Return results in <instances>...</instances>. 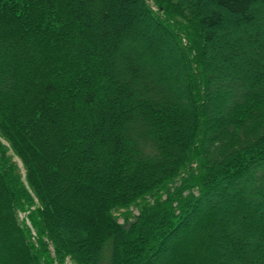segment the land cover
<instances>
[{
    "label": "trees",
    "instance_id": "trees-1",
    "mask_svg": "<svg viewBox=\"0 0 264 264\" xmlns=\"http://www.w3.org/2000/svg\"><path fill=\"white\" fill-rule=\"evenodd\" d=\"M66 257L264 264V0H0V264Z\"/></svg>",
    "mask_w": 264,
    "mask_h": 264
},
{
    "label": "rangeland",
    "instance_id": "rangeland-1",
    "mask_svg": "<svg viewBox=\"0 0 264 264\" xmlns=\"http://www.w3.org/2000/svg\"><path fill=\"white\" fill-rule=\"evenodd\" d=\"M2 141V143L3 144H5L6 145V142L5 141H3V140H1ZM10 153H11V151H10ZM12 154V153H11ZM13 155V154H12ZM14 160L15 161H17L18 163V167L20 168V161H18L17 160V158L16 157H14ZM20 171H21V174L23 175V168L21 167V169H20ZM135 214V213H134ZM24 217H25V215H24V213H19V219L20 220H23L24 219ZM121 221V220H120ZM120 223H123L122 221L120 222ZM29 224V223H28ZM30 225V224H29ZM249 245V246H248ZM255 244H251V243H247V248H249V249H251L252 248V246H254ZM51 247V246H50ZM252 252H254V251H252ZM255 252H257V251H255ZM256 254V253H255ZM197 257L198 258H196V261H199V260H202V254L201 255H197ZM232 259H235V258H232ZM58 264H75L71 259H70V257H66V259L65 260H63L62 262H59ZM189 264H190V262H189Z\"/></svg>",
    "mask_w": 264,
    "mask_h": 264
},
{
    "label": "water",
    "instance_id": "water-1",
    "mask_svg": "<svg viewBox=\"0 0 264 264\" xmlns=\"http://www.w3.org/2000/svg\"><path fill=\"white\" fill-rule=\"evenodd\" d=\"M130 224H127L126 227H125V230H128Z\"/></svg>",
    "mask_w": 264,
    "mask_h": 264
},
{
    "label": "bare ground",
    "instance_id": "bare-ground-1",
    "mask_svg": "<svg viewBox=\"0 0 264 264\" xmlns=\"http://www.w3.org/2000/svg\"><path fill=\"white\" fill-rule=\"evenodd\" d=\"M20 165H22L21 162H20ZM23 174H24V172H23Z\"/></svg>",
    "mask_w": 264,
    "mask_h": 264
}]
</instances>
